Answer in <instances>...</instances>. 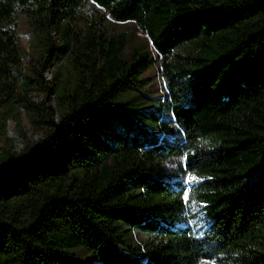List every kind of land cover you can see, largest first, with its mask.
<instances>
[{
	"label": "trees",
	"instance_id": "trees-1",
	"mask_svg": "<svg viewBox=\"0 0 264 264\" xmlns=\"http://www.w3.org/2000/svg\"><path fill=\"white\" fill-rule=\"evenodd\" d=\"M85 1L0 0V112L46 116L43 138L0 153V264H264V0H90L102 13L82 35L70 24ZM21 16L63 39L40 56L74 74L54 89L57 121L26 99L51 90L19 71ZM108 22L132 23L159 56L161 105L146 104L149 55ZM134 127L160 133L128 143ZM189 173L208 177L197 230Z\"/></svg>",
	"mask_w": 264,
	"mask_h": 264
},
{
	"label": "rangeland",
	"instance_id": "rangeland-1",
	"mask_svg": "<svg viewBox=\"0 0 264 264\" xmlns=\"http://www.w3.org/2000/svg\"><path fill=\"white\" fill-rule=\"evenodd\" d=\"M102 13V9L93 1H85L82 3L75 12L73 21L70 27L82 35L91 26L90 22L96 19ZM106 31L110 34L124 33L127 35L128 44L127 49L132 50L133 46L138 49H143L150 59V67L145 71L143 77L147 78L145 91L146 94L151 97L146 101V104L150 108H155L163 97V94L167 91V86L163 75L161 73L160 59L157 53L154 51L150 43L147 41L146 36L135 28L132 23H113L108 22L106 24ZM17 34L19 38V44L22 50L21 63L19 71L22 75L34 78L33 73L38 72V79L42 78V83L48 87L51 92L45 94L41 88L37 85L33 90L28 91L25 96L34 106L44 108L48 113L49 108H52V119L57 121L61 113L60 109L56 105L54 89L58 87V83H66V86L73 81V71L66 58L61 56L59 59H53V57H46V62L41 66V50L43 42L50 40L53 46H57L62 42V38L59 36L57 30L52 29L48 33H39L32 30L25 17L21 16L17 20ZM131 45V46H130ZM189 48V46H188ZM39 113L40 118L36 121L33 115ZM45 114V113H44ZM39 110H28L23 107L21 103L10 106L7 109H2L0 112V153H6L9 151L20 152L25 147L43 138L46 134L44 121L46 118ZM123 127L121 128V130ZM160 133L159 128H149L148 130H139L136 127L127 128L124 130L126 142H142L145 144L153 143ZM216 139L210 137L205 140L206 143L214 142ZM189 177H196L195 180H189ZM208 179L206 175H194L189 173L185 180L184 194H188V201L190 207L187 212V220L185 223L193 227V230H197L198 226L204 221V213L197 202L192 197V193L199 189L204 182ZM6 179L3 178V182ZM8 185V184H6ZM4 184H0L3 191H6ZM184 197V195H183ZM198 264H214L210 261H200Z\"/></svg>",
	"mask_w": 264,
	"mask_h": 264
},
{
	"label": "snow or ice",
	"instance_id": "snow-or-ice-1",
	"mask_svg": "<svg viewBox=\"0 0 264 264\" xmlns=\"http://www.w3.org/2000/svg\"><path fill=\"white\" fill-rule=\"evenodd\" d=\"M195 179H197V178H196V177H189V180H195ZM188 199H189L188 194L185 193V194H184V200H185V201H188Z\"/></svg>",
	"mask_w": 264,
	"mask_h": 264
}]
</instances>
